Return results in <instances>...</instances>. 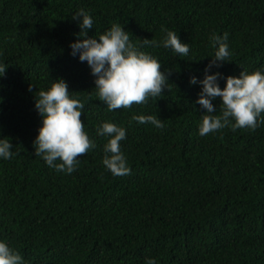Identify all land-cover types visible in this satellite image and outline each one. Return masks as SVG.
Returning <instances> with one entry per match:
<instances>
[{"label":"trees","instance_id":"1","mask_svg":"<svg viewBox=\"0 0 264 264\" xmlns=\"http://www.w3.org/2000/svg\"><path fill=\"white\" fill-rule=\"evenodd\" d=\"M78 7L93 17L88 35L122 24L161 61L167 88L107 109L86 61L69 54ZM165 29L188 43L186 55L141 43L161 41ZM213 33L227 34L230 55L209 71L264 69V0H0V135L13 152L0 158V239L27 264H264V112L254 129L197 131L200 85L189 77L203 75ZM57 77L82 101L80 119L95 141L71 173L33 151L34 97ZM212 103L218 114L219 97ZM134 113L157 115L163 126ZM103 120L126 129L127 174L102 164L107 137L95 126Z\"/></svg>","mask_w":264,"mask_h":264},{"label":"clouds","instance_id":"2","mask_svg":"<svg viewBox=\"0 0 264 264\" xmlns=\"http://www.w3.org/2000/svg\"><path fill=\"white\" fill-rule=\"evenodd\" d=\"M71 16L77 21L78 39L69 42V54L86 61L97 97L109 110L128 108L133 103H143L150 96H157L162 88H167L168 77L161 70V61L150 52L133 44L128 31L119 22H113L98 35H88L92 28L93 17L82 7L76 8ZM161 41L145 38L144 45L162 44L174 53L186 55L189 45L181 41L177 32L165 29ZM211 40L216 44L214 53L205 65L203 75L198 79L191 75L189 83L199 84L196 103L203 109L198 124V134L204 135L223 128H256L264 112V69L257 67L251 71L241 67L238 74H223L209 71L219 63L228 61L230 55L227 34H212ZM7 64L0 62V76L4 74ZM219 78L224 80L223 87ZM62 77L50 81L47 89H40L38 98L34 97V107L40 115L36 135L33 138V151L42 157L45 164L66 173L73 172L78 164V154L95 147V141L84 130L80 116L83 103L71 95ZM219 97L220 111L212 101ZM132 119L143 123L151 122L155 127H162V119L152 114H133ZM99 136H106L103 145L102 164L112 175H124L130 172L127 158L121 151L120 141L126 136L124 126L113 121L103 120L95 126ZM0 135V158L8 159L12 152L10 139ZM146 264H156L155 258L145 257ZM0 264H27L22 255L0 239Z\"/></svg>","mask_w":264,"mask_h":264}]
</instances>
